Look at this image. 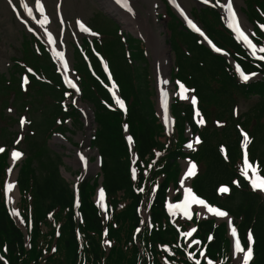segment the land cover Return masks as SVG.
Instances as JSON below:
<instances>
[{
	"label": "trees",
	"instance_id": "trees-1",
	"mask_svg": "<svg viewBox=\"0 0 264 264\" xmlns=\"http://www.w3.org/2000/svg\"><path fill=\"white\" fill-rule=\"evenodd\" d=\"M247 13L252 22H264V0H248ZM201 20L218 44L233 50L231 53L247 72L264 73V62L255 61L246 54L241 45L226 31L220 14L206 11L201 14ZM179 34L188 52L175 49L178 77L195 88L200 108L208 119L206 127L199 130L194 125L191 106L183 107L184 117L175 113L180 121L179 126H183V120H186L201 135L200 148L192 154L200 165V171L194 179V188L210 203L217 204L234 215L244 246H247L246 237L249 229L251 230L254 236L252 264H264V199L252 190L239 171L242 165L243 139L240 127H244L252 137L250 159H259L260 171L264 175V78L241 83L228 61L213 54L195 34L184 29ZM26 43L27 49L32 53V60L37 53L28 41ZM108 51L112 52L111 48L108 47ZM41 52L46 54L42 45ZM138 54L134 53V56ZM123 60L124 63L121 64L118 58L114 72L129 104L127 122L139 156L138 182L135 183L131 178L129 152L122 129L124 114L117 108H109L107 103L114 105L113 99L97 79L88 74V79L83 81L84 97L91 99L96 107L98 127L94 144L102 155L111 248L107 250L101 242L105 222L93 199L97 182L93 184L88 179L80 185L79 211L82 221L79 222L74 210V192L61 175L60 159L56 155L52 157L49 154L51 150L43 142L36 144L34 141L29 144L28 156L19 177L22 191L20 212L27 220L28 227L32 226L29 227V249L23 230L5 203L3 183L6 177L7 153L0 154V252L8 262L0 259V264H196L189 257L184 238L180 237L177 228L183 225L185 229L187 224L180 221L177 226L174 225L165 210L169 185L172 182L177 185L180 171L178 158L185 156L182 151L185 138L178 133L166 143L158 141L163 126L158 122L149 84L143 93L138 82L136 65L128 63L124 58L122 62ZM34 64L37 66V63ZM97 64V71L105 79ZM13 82L10 87V83H5V87L13 88L17 97L32 94V91L36 95L40 93V83L37 80L33 81L27 92L22 91L18 77ZM58 95L61 97V92ZM251 100L248 109L241 112L240 102L247 104ZM53 107L57 110L49 109L48 115L54 112L55 118L63 115L59 122L54 118L53 128L69 129L64 118L75 117L74 110L66 113L58 106ZM175 111L178 112V105L175 106ZM51 129L47 135H50ZM221 144L226 145L227 158L223 156ZM158 152L162 154L161 157L157 155ZM155 160L158 161L154 162ZM233 181L238 183L233 184ZM155 183H158L157 189H154ZM221 183L230 184L232 188L225 198L217 195V188ZM135 187L144 188L145 193L136 192ZM120 191H124L121 197ZM152 193L155 198L151 205L150 227L142 224L140 207L145 195L150 197ZM57 209L59 211L56 212ZM52 212L55 213L53 217L60 218V235L53 253L51 251L56 238V225ZM195 220L198 226L197 235L207 245L209 257L218 264L219 259L227 254L226 249L230 245L226 225H217L214 220L202 221L198 217ZM77 227L80 230V240ZM209 235H212L210 241ZM190 251L193 252L194 249ZM195 257L198 258L199 254L196 253ZM200 264L208 263L203 260Z\"/></svg>",
	"mask_w": 264,
	"mask_h": 264
},
{
	"label": "rangeland",
	"instance_id": "rangeland-1",
	"mask_svg": "<svg viewBox=\"0 0 264 264\" xmlns=\"http://www.w3.org/2000/svg\"><path fill=\"white\" fill-rule=\"evenodd\" d=\"M8 1V0H7ZM6 0H0V134L3 136L0 137V144H6L9 147L12 145H17L18 149H11L16 150L22 153L21 157L15 162L14 165H11V172L9 173V178H12V175L17 172L18 166L24 161L25 155L23 153L27 151L28 149V142L25 138L26 133L33 130L40 131L43 124L46 122L48 118V112L49 109L51 110H57L56 107H53L54 103H57L56 100L52 98H48V95L50 91L48 89L43 88L42 91L38 94L37 97H33L31 101L30 95H27L25 98L20 99V97H17V95H12L14 93L13 88H6L5 83L9 81L7 84H9L8 87L13 85V78L15 76H19L23 70H21L22 65L24 66H33L35 67L30 57L32 56V53L29 49H27V43L26 38L24 34H29L31 31L29 29L28 25H25L22 21L19 20L15 16V11L13 10L11 4L8 5V2ZM20 1V0H15ZM33 1V0H32ZM48 2V8L49 12L51 13V16H56V2L57 0H46ZM186 7L190 11L193 12V10L197 8H203L204 5H199L194 0H182ZM239 7L243 10L246 9L247 0H238ZM64 17L66 19L67 25H68V32L65 34V41L68 46V51L70 54L71 62H73L76 65L75 57L79 56V53L74 52V47H76V42L82 41V39L86 36L89 38H93L95 34H80L77 31L75 20L81 19L86 22H89L90 25H92L94 28L98 29L94 23H92L90 20L93 18V14L96 13L97 10H102V4L101 0H64ZM137 4V10L143 14L144 10L140 8L142 1L136 0ZM18 6L20 7V4L18 3ZM11 7V8H10ZM21 8V7H20ZM196 11V10H195ZM196 13V12H194ZM25 14V13H21ZM101 17L105 19V17L100 13ZM146 15V14H144ZM152 21V26L156 31H160L165 36L166 41L169 39V28L168 24L170 23V16L166 14V10L164 7L163 11L158 12L156 16V21H154L153 16L150 17ZM70 24H74V29L71 27ZM122 26L124 25L121 23ZM32 28H34L37 31V34L39 37L43 40L44 36L41 33V30L35 26L31 25ZM56 27L61 28L59 24L56 22ZM127 31H130L129 29H126ZM73 32L76 33V36L73 34ZM136 36H139V34L135 33ZM144 39L143 36H140ZM145 41V40H144ZM146 42V41H145ZM80 44V43H79ZM170 46V45H169ZM146 47L148 48V55L146 56L148 58V61L146 59V62L144 60H135L133 59V63L136 62L137 67V73H138V82L141 86L142 92L144 93L147 89L146 82L149 83V91L151 93L155 92V85L157 88V79L155 75V59L153 55V51L150 50L149 46L146 43ZM134 48L131 47V51H133ZM170 58H171V66L170 71L171 73L174 70L175 67V53L170 48L169 49ZM145 54V53H144ZM38 58V57H37ZM17 61H19V64H17ZM42 60L35 62H40ZM21 62V64H20ZM42 62L39 63L38 69H43L41 67ZM25 73V71L22 73V75ZM77 77V75H76ZM32 84L29 85V89ZM7 89H9L7 94ZM33 94V93H32ZM6 95V96H5ZM156 98V95L154 99ZM185 103H190V99H181ZM85 102V101H83ZM24 103V109L20 107V104ZM92 110L94 109L93 104L91 102H85ZM250 103V102H249ZM82 107L78 102L76 103V107ZM240 106L247 109L249 107V104L241 103ZM78 109L79 115H80V122H73L74 124L70 125L69 123L66 124L67 127H70L71 130H63L65 132H61L60 134H63L60 138H57V135L49 136V143L51 146L59 151L64 157L63 160L65 161V167L68 171L69 175H67V179L71 182L79 181L82 177H90V176H98L100 172V167L97 168V166H94L93 164L96 163V154L93 145H91V140L94 134V122L90 119L89 114H87V118L85 117L82 109ZM31 110H34V116L33 113H31ZM20 115L26 116V122L22 126L20 124V119L18 118ZM16 117V118H14ZM30 119L33 120V123L30 124ZM56 121V120H55ZM70 122V120H69ZM202 126V124H199ZM33 132V131H31ZM188 134V133H187ZM59 137V136H58ZM32 139H35L33 136ZM15 140L13 143L12 141ZM12 142V145H9V142ZM197 143L194 144V146ZM24 150H23V149ZM77 149L88 152L90 160H91V168L87 169V167L82 166L78 160H77ZM10 151V152H11ZM26 154V153H25ZM10 161V159H9ZM64 164V163H63ZM183 164V163H182ZM63 168V166H62ZM64 171V170H62ZM12 191V190H11ZM183 197V190H181V187L178 190ZM13 195L11 196L12 203L15 202V200L19 201V198L15 196V191L13 189ZM174 196V194H173ZM197 209V207L195 208ZM59 211V209L56 210V212ZM200 213L202 215V211L200 210ZM55 213L52 212V217ZM145 215L148 216V212H145ZM203 216V215H202ZM185 217V216H184ZM188 218V217H185ZM57 219V220H56ZM53 220L55 222V228H60V218L57 216L56 218L53 217ZM15 221L18 222V219L15 218ZM26 227H28V222L24 218ZM31 241H29L30 244ZM194 246H197L198 244L193 243L191 240L190 242ZM227 255L231 257V260L233 261V264H237L238 259L241 260L242 254L236 253L235 248L232 245H229V248L226 249Z\"/></svg>",
	"mask_w": 264,
	"mask_h": 264
},
{
	"label": "snow or ice",
	"instance_id": "snow-or-ice-1",
	"mask_svg": "<svg viewBox=\"0 0 264 264\" xmlns=\"http://www.w3.org/2000/svg\"><path fill=\"white\" fill-rule=\"evenodd\" d=\"M9 2H11V0H9ZM36 7L37 10L40 12L41 16L43 17V19L38 20L37 23L43 25L48 23V18L46 16H44V8L40 3V0H36ZM124 7L127 8L129 11H131L129 5L127 4L126 0L124 3ZM226 7V11H227V17H228V27L230 29H232V31L235 33L236 38L240 41H242L249 50H251L252 55L254 56L256 54V45L252 43V41L249 39V36L246 34V31L242 29L241 24L237 21V17L235 12L233 11L232 8V4L228 3L225 5ZM28 15L32 16V10L29 9L28 10ZM76 23L79 25V28L84 31V32H88L89 29L87 27H85V25L83 23H81L79 20L76 21ZM189 26H191L192 28H194L197 32H200V29L197 28L192 21H188ZM259 27L261 29H264V24L259 25ZM203 36V33H200ZM205 39H207V37H205ZM48 40L49 42H51L52 40V35L51 33H48ZM209 44H211V41H209ZM212 47L214 48V50L216 52H220L221 49L215 47V45H212ZM260 51L264 52V48H261ZM55 55H58L60 57V60L63 61L64 56L63 53H54ZM260 59L264 60V56H261ZM105 70L107 71V68H105ZM31 71V70H29ZM236 72L239 74V78L242 81H248L250 79V76H254L256 75V73H245L244 71L241 70L240 66L237 65L236 66ZM66 81L68 80L67 76H65L64 78ZM109 79H111V77L109 76ZM26 82V79H25ZM69 86L72 88H76L75 84H72L71 81H68ZM190 91L188 89L185 88V86L183 84H180V98L181 99H186L187 97L184 96V93ZM166 96L167 93L162 92L161 93V104L162 106L165 108V117H167V101H166ZM115 98V102L116 104H118L120 106L121 109H123L125 107V103L123 100L119 99L118 97H114ZM191 100V104L193 106V108H196L197 105V98L195 95H192L190 97ZM196 116H199L200 113L197 110L195 112ZM25 118L21 117L20 119V124L23 126L25 124ZM198 124H203L204 121L203 119H199L197 121ZM128 141L131 142L132 141V137L129 136L127 137ZM199 141L197 140V143ZM250 143L249 138L247 136V134H243V140H242V147H246L247 144ZM188 147H192L191 142L188 144ZM4 149L2 147H0V152H3ZM221 151H223V146L221 147ZM11 159L12 161H15L17 158H19L22 153L16 150H12L11 151ZM157 155H159V153H157ZM81 159L83 160V156L81 157ZM133 163H135V159H133ZM195 169H196V165L194 163H190L187 172L185 173V176L191 177L193 175H195ZM240 175L243 176L246 180L249 181L251 187L253 190L259 189L261 191H264V176H261L259 174V169L257 167H254L250 162L249 159L247 157V153L245 152L244 157H243V164L242 167L240 168ZM249 171H251V175H249ZM8 172H11V168L8 169ZM131 175L132 178L135 180L136 179V169L135 167L131 168ZM237 181H233V184H237ZM13 188V183H6L5 184V193H8L11 189ZM229 191V188L227 186H221L218 189V192L221 193H227ZM104 190L100 189L99 190V198L100 201H103L104 198ZM78 203V202H77ZM191 205H200L201 207V211L204 212H208L211 213L217 217H226L227 213L225 211H222L219 207L216 206H212L210 204H208L204 199L200 198L191 188H185L183 190V199L179 202V203H169L167 204V208L169 210L170 213L174 214L176 211H180L182 212L185 216H189V208ZM13 213L17 214L16 209H13ZM191 217L189 216V219ZM23 222V221H21ZM228 224L230 227V234L231 237L234 238V248H235V252L236 253H241L242 254V264H249V261L253 258V254H254V249H253V244H254V238H253V234L251 232V230H249V232L247 233V237H246V241H247V248L246 250L244 248H242L241 246V241L237 238V229L235 227L232 226V221L229 219L228 220ZM140 229H137V231H139ZM195 231V229H192L189 232L186 233H181V235H185V236H191L192 232ZM209 240H212V236L209 235L208 237ZM105 243H108V241H105ZM193 243H199L198 241H193ZM189 257L192 256V253H188ZM2 259V258H0ZM196 264H200V261H196ZM208 264H212V261L209 260ZM237 264H240V259H238Z\"/></svg>",
	"mask_w": 264,
	"mask_h": 264
},
{
	"label": "bare ground",
	"instance_id": "bare-ground-1",
	"mask_svg": "<svg viewBox=\"0 0 264 264\" xmlns=\"http://www.w3.org/2000/svg\"><path fill=\"white\" fill-rule=\"evenodd\" d=\"M22 1L24 2V5H25L27 10L31 9L32 12L34 11V7L31 5L30 0H22ZM143 1L146 2L148 5V7L146 6L143 9L145 14H147V15H144V14L140 15L141 13L139 14L138 12H136V10L134 8V3H133L134 0H126L131 11H129L127 8L124 7L125 0H101V3H102V6L107 11H109L113 14H116L119 19L123 20V23L127 28L132 29L134 32L145 36L147 44H148L150 50H152L153 54H154L155 71L157 74V82L159 85L158 86L159 107L161 110H164V107L161 104V93L162 92L167 93V96H166L167 109H168V106H169V103H170L172 97L175 95L174 94L175 89H174V86L170 82L171 77L169 76L170 66H171L172 61L170 58L169 48L165 43V36H163V34L161 33L162 32L161 29L158 32L153 28V26L151 24L152 21L150 19L151 15H153V19H154V21H156L155 14L158 12L159 7H162V5H161V0H143ZM175 1H176L175 3L178 5V7L182 9L183 14L186 16V18L191 20L189 12L187 10H185L182 5H180V3L182 1L181 0H175ZM237 1L238 0H225V4H224L225 14H227L225 5L228 3H231L233 11L236 14L237 21L241 24L242 29L246 31V34L250 38L251 32L248 29V23L245 21L241 12L239 11ZM44 16H46L48 18V23L43 24L42 26L44 27V30L48 26L47 30H45V35H46L49 47L52 50L53 54L54 53H63V56H64L63 61L60 60V57L58 55L54 54V56L56 57L61 69L64 70L65 73L67 74V78H71L72 77V75H71L72 68H71L70 59H69V55H68V51H67V46L64 45L62 48V46L58 43L57 38L54 34V29L52 26H50V25H52V21H49L48 14L46 12L44 13ZM41 19H43V17ZM192 23L194 25H196V22L192 21ZM48 33H51V35H52L51 42H49V40H48ZM171 90H173V91H171ZM185 93H187V92H185ZM164 116H165V113H164ZM90 118H91V113H90ZM82 156H83V160L81 159ZM17 160H18V158L15 161H17ZM77 160L81 164H85V163L87 164L88 153L87 152L79 153ZM15 161H12V159H11L12 164L15 163ZM96 164L97 163H95L93 165L96 166ZM89 166H90V164L88 163L87 167H89ZM188 167H189L188 165H184V173H183V177H182L183 190L185 188H190V177L185 176V173L187 172ZM12 179H13V183H14V178L12 177ZM99 190H98V195H97L98 201H100ZM196 207L201 208L202 206H200V205H191L190 206V208H196ZM202 214L204 216H215V215L208 213L206 211L202 212Z\"/></svg>",
	"mask_w": 264,
	"mask_h": 264
}]
</instances>
